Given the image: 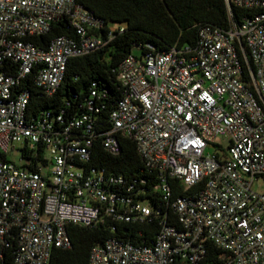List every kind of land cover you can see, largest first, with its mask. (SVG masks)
Returning a JSON list of instances; mask_svg holds the SVG:
<instances>
[{"label": "built area", "instance_id": "1", "mask_svg": "<svg viewBox=\"0 0 264 264\" xmlns=\"http://www.w3.org/2000/svg\"><path fill=\"white\" fill-rule=\"evenodd\" d=\"M225 2L228 25L202 24L195 45L128 54L113 103L94 81L77 108L36 111L33 87L54 95L69 60L114 34L79 0H0V260L50 264L55 247H72L70 225L108 222L136 237H108L88 264H204L208 243L223 264H264V190L253 188L264 180V0ZM233 6L251 12L238 21ZM59 21L73 33L30 39ZM123 137L140 173L92 163L95 142L117 156ZM154 220L148 241L142 224Z\"/></svg>", "mask_w": 264, "mask_h": 264}, {"label": "trees", "instance_id": "2", "mask_svg": "<svg viewBox=\"0 0 264 264\" xmlns=\"http://www.w3.org/2000/svg\"><path fill=\"white\" fill-rule=\"evenodd\" d=\"M91 9L97 16L104 19L107 29L113 31V37L102 48L88 54L72 57L69 60L65 77L56 91L47 97L38 88L33 87L31 108L54 109L58 111L66 100H71L75 108L88 94L92 82L104 86L110 91V102L119 96L118 65L131 52L134 46H139L140 52L148 50L146 44L155 46L156 50H167L172 46L195 45L198 40V30L202 24L210 23L226 27L229 22L228 7L225 0H79ZM234 17L240 21L251 10L233 6ZM67 21L55 23L46 35H34L31 40L39 45H46L53 37L61 34H72ZM84 107L78 109L83 110ZM95 160L93 164L106 166L113 172L127 176L140 173L142 160L137 153L134 142L121 138V153L113 156L105 151L99 142L94 143ZM0 155L3 154L0 152ZM144 175V174H143ZM147 189L151 187L147 186ZM143 232L148 241L154 240L159 228L157 221L142 224ZM69 233L72 247L64 249L55 247L50 264H88L90 251L98 243L110 236L127 239L136 237L130 224H124L119 229L112 230L111 225L101 223L92 228L81 225H70ZM222 250L212 243L207 245L204 264H223ZM0 264H14L11 252L0 260Z\"/></svg>", "mask_w": 264, "mask_h": 264}, {"label": "rangeland", "instance_id": "3", "mask_svg": "<svg viewBox=\"0 0 264 264\" xmlns=\"http://www.w3.org/2000/svg\"><path fill=\"white\" fill-rule=\"evenodd\" d=\"M133 52L136 53V54H139L140 53V48L139 46H134L133 47ZM217 141H219V143H221L224 147H226L228 145V138L225 137V136H219L217 138ZM209 151H214V146L210 147L208 149ZM8 158L12 161H16L17 163H20L21 162V153L20 151H9L8 152ZM253 188L255 190H258V191H262L264 190V180L263 179H258L256 180L254 183H253Z\"/></svg>", "mask_w": 264, "mask_h": 264}]
</instances>
